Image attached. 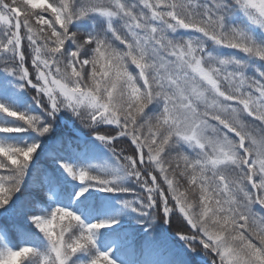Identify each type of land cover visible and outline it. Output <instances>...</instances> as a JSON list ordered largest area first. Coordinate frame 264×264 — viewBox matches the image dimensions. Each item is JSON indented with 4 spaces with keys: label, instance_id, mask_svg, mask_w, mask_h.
Here are the masks:
<instances>
[{
    "label": "snow or ice",
    "instance_id": "obj_1",
    "mask_svg": "<svg viewBox=\"0 0 264 264\" xmlns=\"http://www.w3.org/2000/svg\"><path fill=\"white\" fill-rule=\"evenodd\" d=\"M84 17L103 18L111 35L72 31ZM249 25L264 33V0H0V72L34 89L48 115L84 109L90 124L115 125L135 146L126 172L143 189L141 210L178 211L192 229L182 239L199 240L211 264H264V211L256 210H264V72L246 75L244 61L206 50L210 41L264 60V37ZM178 30L190 35L174 38ZM0 113L48 131L37 116L4 104ZM23 130L0 125L6 135ZM110 131L98 138L111 143ZM36 148L0 143V208ZM62 167L102 191L124 190ZM30 218L46 251L5 245L0 264H68L108 227L63 207ZM87 264L114 262L98 252Z\"/></svg>",
    "mask_w": 264,
    "mask_h": 264
},
{
    "label": "trees",
    "instance_id": "obj_2",
    "mask_svg": "<svg viewBox=\"0 0 264 264\" xmlns=\"http://www.w3.org/2000/svg\"><path fill=\"white\" fill-rule=\"evenodd\" d=\"M132 2V0H129ZM237 15H241L237 13ZM107 22L103 18L99 22H94L89 17H84L80 20L73 21L70 26L72 31H79L85 35L99 34L104 31L105 35L111 34L106 32ZM254 37H264L259 28L255 26H248ZM174 38L180 36H188L185 30H178L177 33L171 34ZM71 42H66L68 46ZM118 45V42L113 41ZM206 50L210 51L214 56H234L237 59L244 61L248 67L245 69L246 75H255L257 70L264 72V60L257 58H250L245 56L242 52L235 49L224 48L207 42ZM4 61V57L0 56V63ZM134 71V66H132ZM35 90L21 86V82L15 77L0 72V104H4L11 110L23 112L28 115L37 116L43 125L48 127V131L40 134L33 131L31 128L23 125L22 122L15 121L12 117H6L0 113V125L3 126H22L23 131L13 134L0 133V143L13 144L17 147H28L36 144L37 148L32 154L27 168L25 169L24 177L21 181L19 190L12 194L10 200L6 205L0 208V231L6 234V240H0V248L7 245L10 248L17 249L21 246H31L38 251H46L47 242L42 233L35 228L30 217L40 215L47 217L57 207L66 208L77 216L86 225L87 220L102 213V218L110 221L105 215V206H111L112 212L118 211L121 207L128 203L134 202L135 205H141L143 201L140 194L143 189L136 182L134 176L124 174L117 176L114 181V186L123 191L117 190L112 192L102 191L101 187L95 182L86 181L80 185L84 186L88 195L77 196V190L73 189V182L66 180L64 175V167L62 165H74L78 168V162L85 163L84 158L87 152L94 150L97 146L101 151H107L104 141L99 139H92L94 135H107L111 133L119 134V130L115 125L108 124H90L86 118V114L80 111V114L74 113L72 110L64 108L61 109L60 115L63 118V123L54 115H48L43 106L40 105L34 98ZM152 105L149 106V109ZM146 109V112L149 110ZM250 119V118H249ZM102 125V126H98ZM72 131H78L84 135L88 140L81 142ZM128 142V140L126 139ZM123 143H125L123 141ZM96 149V148H95ZM184 150L190 153V149L184 146ZM146 151V150H145ZM119 159L121 156L115 155ZM3 159V157H0ZM5 170H0V175L4 174ZM159 175L158 172L154 173ZM110 176V175H109ZM163 184V181L161 180ZM166 188V185H165ZM53 189L58 190V194L54 195ZM195 199V197H194ZM138 200L140 201L138 203ZM103 206V208H102ZM256 210L260 213L259 206ZM110 209V208H109ZM109 209L107 211H109ZM150 213L149 210L137 209L135 215L139 218ZM168 227L174 234H186V231H192L191 226L178 212H170ZM136 219H111L114 222H122L128 227H136L138 224ZM149 229H145V233ZM140 235L133 233L130 239L122 241L121 246L117 249L126 258V264H190L191 260L182 256L177 250L178 245L173 239H168L169 243L154 242L149 240H142ZM112 236V233L107 232L104 235V242ZM94 246L90 250L76 253L69 258L68 264H87L88 261L100 250ZM99 249V248H98ZM112 260V259H111ZM76 261V263H75ZM114 262V260H112ZM83 262V263H82ZM115 263V262H114ZM28 264H32L31 261Z\"/></svg>",
    "mask_w": 264,
    "mask_h": 264
},
{
    "label": "rangeland",
    "instance_id": "obj_3",
    "mask_svg": "<svg viewBox=\"0 0 264 264\" xmlns=\"http://www.w3.org/2000/svg\"><path fill=\"white\" fill-rule=\"evenodd\" d=\"M82 113L86 114V111L84 109H81ZM103 124V123H100ZM102 126V125H98ZM96 136H102V135H96ZM111 136L113 137L112 142L108 143L105 142V146L107 147V151H101L97 146L92 147L94 150H90L87 152H90V154H86V157L84 158L85 163L82 164L81 162H78V168L74 165H68L70 166L73 171L83 170L88 172L90 175L99 176L101 178H108L117 180V176L127 174L126 172V159L125 157L132 154V150L135 148V146H132L129 142L126 141V139H129L124 136H120L119 134L111 133ZM99 139V138H97ZM100 141V139H99ZM123 141L125 143H123ZM130 146V147H129ZM96 148V149H95ZM115 155H119L122 157V159H119ZM64 175L66 177V180L73 183H79V180L75 179L72 175H70L67 171H65L64 168ZM110 175V176H109ZM73 189L77 190L76 194L78 192H81L82 189H85L81 195H88L89 191L84 186H78L74 185L72 186ZM57 189H53V194L57 195ZM103 208V206H102ZM110 208V209H109ZM113 208V207H112ZM111 206H105L103 209L105 210V215L107 216L110 221H106L102 218V213L98 214L97 216L89 219L87 224L91 223H99V222H105L108 224V227L102 228L97 230L94 233V241L96 246L95 248L100 250L101 252H106L109 255V258L116 257L118 259H121L126 262V258H124L122 255H119L120 252H117V249L121 246L122 241L126 239H130L131 236H133V233L135 231V234L140 235L143 232L145 233V229H149L148 232L143 234L140 238L143 241L144 240H151L154 242H166L169 243L168 239H173L175 243L178 245V252H181L180 254L182 256H185L188 260H191L190 264H211L210 260V253L208 250L203 249V246L199 244V240L195 241H185L182 239L183 234H174L169 230L168 222H169V215L167 217H164V214L162 212H157L155 209H148L150 213L146 214L145 216H141L140 218L136 216L134 213L137 209L141 208V205H135L134 202H128L124 204L121 209L118 211L112 212ZM109 209V211H107ZM138 218V224H141L139 226L134 227H128V225H125V223L122 222H114L111 221V219H136ZM86 224V225H87ZM110 232L112 233V236L110 239L106 240L104 242V235L105 233ZM5 235L4 232L0 231V240H4ZM161 239H164L161 241ZM99 248V249H98ZM40 252H44L43 250H40ZM81 253V252H80ZM76 263V261H75ZM83 263V262H82ZM86 264V263H85ZM117 264V263H114Z\"/></svg>",
    "mask_w": 264,
    "mask_h": 264
},
{
    "label": "water",
    "instance_id": "obj_4",
    "mask_svg": "<svg viewBox=\"0 0 264 264\" xmlns=\"http://www.w3.org/2000/svg\"><path fill=\"white\" fill-rule=\"evenodd\" d=\"M56 116L60 118V114H59L58 112L56 113ZM60 121H62V118H60ZM77 135H79V134L77 133ZM79 136H81V135H79ZM81 137H82V136H81ZM129 141H130V140H129ZM130 143H131V141H130ZM133 146H134V145H133Z\"/></svg>",
    "mask_w": 264,
    "mask_h": 264
}]
</instances>
